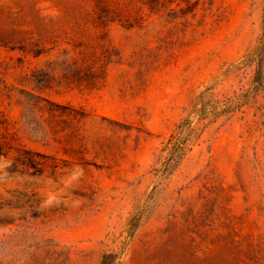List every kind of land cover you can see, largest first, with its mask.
<instances>
[{
    "label": "rangeland",
    "instance_id": "obj_1",
    "mask_svg": "<svg viewBox=\"0 0 264 264\" xmlns=\"http://www.w3.org/2000/svg\"><path fill=\"white\" fill-rule=\"evenodd\" d=\"M103 1L0 0V264H264V0Z\"/></svg>",
    "mask_w": 264,
    "mask_h": 264
},
{
    "label": "trees",
    "instance_id": "obj_2",
    "mask_svg": "<svg viewBox=\"0 0 264 264\" xmlns=\"http://www.w3.org/2000/svg\"><path fill=\"white\" fill-rule=\"evenodd\" d=\"M95 11L97 13H109V9L106 6L105 2L103 0H96V7H95ZM29 152H25V154H28ZM40 155V154H38Z\"/></svg>",
    "mask_w": 264,
    "mask_h": 264
}]
</instances>
